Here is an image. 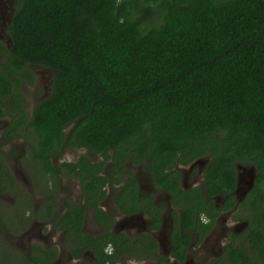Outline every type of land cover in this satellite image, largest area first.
Returning a JSON list of instances; mask_svg holds the SVG:
<instances>
[{
  "label": "trees",
  "instance_id": "trees-1",
  "mask_svg": "<svg viewBox=\"0 0 264 264\" xmlns=\"http://www.w3.org/2000/svg\"><path fill=\"white\" fill-rule=\"evenodd\" d=\"M9 32L13 66L56 72L29 123L43 158L74 122L69 146L147 158L159 183L178 155H210L211 195L235 164L264 177V0H18Z\"/></svg>",
  "mask_w": 264,
  "mask_h": 264
},
{
  "label": "flooded vegetation",
  "instance_id": "flooded-vegetation-1",
  "mask_svg": "<svg viewBox=\"0 0 264 264\" xmlns=\"http://www.w3.org/2000/svg\"><path fill=\"white\" fill-rule=\"evenodd\" d=\"M17 4L0 0V264H108L132 246L114 264H264V177L254 165L235 164L234 185L220 176L211 195L210 155H178L159 183L147 158L69 146L74 122L41 156L29 123L56 72L13 66Z\"/></svg>",
  "mask_w": 264,
  "mask_h": 264
},
{
  "label": "rangeland",
  "instance_id": "rangeland-1",
  "mask_svg": "<svg viewBox=\"0 0 264 264\" xmlns=\"http://www.w3.org/2000/svg\"><path fill=\"white\" fill-rule=\"evenodd\" d=\"M176 213H177V211H175ZM6 218H8V217H6ZM0 235H1V232H0ZM137 258H128L127 260H128V262H132V263H135V264H140V263H142V260L141 261H139V260H136Z\"/></svg>",
  "mask_w": 264,
  "mask_h": 264
}]
</instances>
